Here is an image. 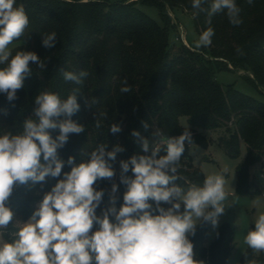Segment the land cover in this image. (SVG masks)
Listing matches in <instances>:
<instances>
[{"label": "trees", "instance_id": "trees-1", "mask_svg": "<svg viewBox=\"0 0 264 264\" xmlns=\"http://www.w3.org/2000/svg\"><path fill=\"white\" fill-rule=\"evenodd\" d=\"M211 0H209V3ZM241 9L242 23L232 25L222 11L211 17L204 11L193 9L192 0H124L111 3L108 0H16L29 17V26L19 41H14L13 55L17 50L35 52L45 62L39 69L30 62L31 75L17 91V98L8 101L0 93V134L22 131L23 122L34 118L35 97L50 89L66 98L73 88L80 87L77 94L79 111L71 119L85 126L81 134H69L68 142L57 149L58 158L65 161L61 176L46 177L44 182L18 185L7 201L14 213L13 224L26 223L36 210L44 195L70 172L68 157L79 164L87 159L82 153H90L97 145L107 144L108 151L120 145L124 152L117 154L110 163L115 176L99 179L94 187L104 189L97 215L110 207L109 194L113 183L117 184L116 208L123 204L127 186L120 182V161L133 155H151V148L144 153L131 133L138 131L150 144L158 142L153 133L160 131L164 137H178L184 131L182 117L188 119L192 144L208 148L214 141L208 139L204 130H224L218 144L226 154L238 159L241 144L247 153L237 167L240 195L264 194V100L255 99L234 86H222L217 73L223 70H243L248 79L264 93V0H236ZM155 6L160 11L163 24L150 18L140 6ZM190 13L200 34L208 27L214 36L208 47L196 49L182 43L174 52L169 41V26L173 10ZM177 27V25H175ZM55 32L53 48L42 46V35ZM179 40V39H178ZM4 67V65H0ZM62 70L79 73L86 70L89 76L83 86L64 81ZM252 76V77H251ZM127 80L132 91L121 93L123 81ZM95 98L96 103H91ZM98 111H106L108 119L100 129L94 127ZM64 119V117H61ZM116 123L121 131L112 134L109 125ZM148 127L145 129L144 124ZM55 138L59 130H48ZM191 145L185 142L180 169L175 183L187 188L191 184L203 185L204 174L194 165ZM166 155L161 147L159 156ZM41 163H45L41 155ZM259 166V167H258ZM257 167L252 175L251 170ZM131 168V166H130ZM134 178L129 170L126 174ZM155 208V203L149 200ZM164 208L170 205L162 204ZM153 214H158L153 212ZM114 221V218L110 217ZM210 222L201 221L195 235L189 239L193 244L195 258L204 264H229L233 252V231L224 225L211 242L208 241ZM94 223L92 232L98 229ZM9 231H15L12 225ZM5 238L9 239L5 234ZM241 264H264V257L247 249Z\"/></svg>", "mask_w": 264, "mask_h": 264}, {"label": "clouds", "instance_id": "clouds-1", "mask_svg": "<svg viewBox=\"0 0 264 264\" xmlns=\"http://www.w3.org/2000/svg\"><path fill=\"white\" fill-rule=\"evenodd\" d=\"M204 4H209V17L223 11L232 25L242 23L236 0L210 3L192 0L191 6L204 11ZM28 26L29 17L22 5L16 6V0H0V65H4L0 67V93L10 102L17 98V91L31 75L30 62L41 70L45 68V62L35 52L17 50L13 55L10 45L25 35ZM214 34L211 27L202 31L196 47L210 46ZM55 44V32L42 35L44 48H53ZM61 73L64 81L78 86H83L89 76L86 70ZM131 91L125 79L120 92ZM80 92L81 88L76 87L62 98L50 89L41 91L34 99V118L23 122L22 131L0 134V264H204L195 258L189 235H195L201 220L215 228L225 208L235 202L225 203L229 192L223 173L227 168L207 175L202 186L191 184L184 188L175 183L181 179L178 172L185 142L192 144L188 127L178 137H164L157 130L153 136L159 137V141L151 144L133 130L131 135L143 152L148 153L151 148V155H133L120 161V182L127 186V191L119 209L115 206L118 186L113 183L110 207L99 216L96 213L104 189L96 190L94 185L99 179L111 180L115 176L110 161L114 162L117 154L125 151L118 144L108 151L107 144L102 143L90 153H82L87 159L78 165L69 156L67 164L72 166L71 171L64 173L63 179L44 195L26 223L13 224L14 213L7 206L13 188L29 181L35 184L49 176H61L65 161L58 158L57 149L68 142L69 134L85 131L84 125L71 119L79 111ZM91 103H96L95 98ZM107 119L106 111H98L94 127L100 129ZM144 127L147 129V123ZM56 129L59 135L53 138L48 130ZM109 129L117 134L121 126L113 123ZM162 146L166 155L157 158ZM129 170L134 178L126 175ZM149 200L154 201L155 208ZM162 204L170 207L164 208ZM94 223L99 227L92 232ZM253 223L254 229L247 231L242 243L253 253H261L264 252V212H259ZM10 225L15 231H9ZM5 234L9 239L4 238Z\"/></svg>", "mask_w": 264, "mask_h": 264}, {"label": "rangeland", "instance_id": "rangeland-1", "mask_svg": "<svg viewBox=\"0 0 264 264\" xmlns=\"http://www.w3.org/2000/svg\"><path fill=\"white\" fill-rule=\"evenodd\" d=\"M108 1L111 3H118L124 0ZM140 8L150 18L163 24L160 11L157 7L141 5ZM170 14L173 17L174 22H172L168 28L169 41L170 44L174 46V52L179 50V46L182 43L196 49L204 48L196 47V41L199 39L200 34L196 29L194 17L186 11L176 9L170 12ZM175 25H177V27ZM14 46L15 44L10 45L11 48H14ZM248 76V72L236 69L235 71H220L217 73L216 77L222 86H234L244 94L258 100H264L262 89L251 83ZM180 123L183 127H189L188 119L186 117H182ZM203 133L208 139H212L214 142L208 148H203L195 144L191 145L190 153L193 157L194 165L202 171L205 178L207 175L223 172V170L227 168L228 171L223 173L228 182L226 190L229 192L228 200L225 203L229 204L233 201L235 202L225 208L224 214L219 217L218 225L215 228L211 226L208 241L211 242L216 238L222 226L226 225L230 227L233 231V252L229 259V264H241V260L244 256L243 253H246L248 249L247 246L242 243L243 236L246 235L248 230L254 229L255 225L253 221L257 214L259 212H264V194L240 195L237 192V167L246 156L247 148L245 143L242 142L241 144L240 158L233 159L229 157L224 149L218 144L219 137L225 133L224 130H204ZM256 169L257 167L252 168V175L256 172ZM201 221L197 223L195 230H197ZM256 255L264 257V252L256 253Z\"/></svg>", "mask_w": 264, "mask_h": 264}]
</instances>
